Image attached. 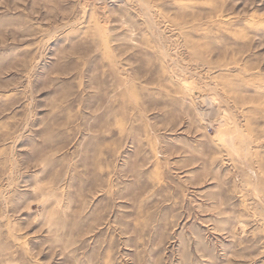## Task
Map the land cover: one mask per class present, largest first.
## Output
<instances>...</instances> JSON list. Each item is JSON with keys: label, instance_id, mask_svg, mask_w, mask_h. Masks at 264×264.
Returning <instances> with one entry per match:
<instances>
[{"label": "rangeland", "instance_id": "rangeland-1", "mask_svg": "<svg viewBox=\"0 0 264 264\" xmlns=\"http://www.w3.org/2000/svg\"><path fill=\"white\" fill-rule=\"evenodd\" d=\"M0 264H264V0H0Z\"/></svg>", "mask_w": 264, "mask_h": 264}]
</instances>
